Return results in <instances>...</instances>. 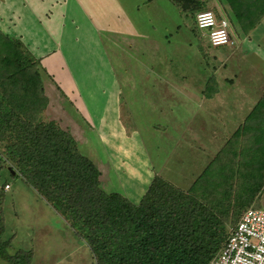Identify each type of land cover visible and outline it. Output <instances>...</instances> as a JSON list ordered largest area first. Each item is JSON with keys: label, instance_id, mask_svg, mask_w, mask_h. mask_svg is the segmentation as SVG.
Masks as SVG:
<instances>
[{"label": "rangeland", "instance_id": "374dc122", "mask_svg": "<svg viewBox=\"0 0 264 264\" xmlns=\"http://www.w3.org/2000/svg\"><path fill=\"white\" fill-rule=\"evenodd\" d=\"M197 2L216 16L232 14L225 0ZM43 6L40 20L16 7L24 24L21 41L31 53L47 55L38 66L50 98L42 120L72 135L77 150L98 166L104 190L138 203L153 176L169 182L159 165L172 139L180 138L164 132L167 119L194 112L186 99L179 101L185 98L179 85L224 71L227 61L218 64L214 53L229 45H209L191 9L177 0H46ZM6 25L1 22L0 31L18 38L15 25ZM235 25L242 37L254 31L244 35ZM169 83L179 84L172 90L175 100ZM6 165L0 154L4 249L29 256L31 264H95L64 217ZM177 185L184 189L181 181ZM0 264L10 263L0 257Z\"/></svg>", "mask_w": 264, "mask_h": 264}, {"label": "trees", "instance_id": "16d2710c", "mask_svg": "<svg viewBox=\"0 0 264 264\" xmlns=\"http://www.w3.org/2000/svg\"><path fill=\"white\" fill-rule=\"evenodd\" d=\"M177 1L191 9L194 18L203 9L197 0ZM225 2L232 11L230 27L238 24L244 35L264 16V0ZM40 63L20 39L0 31V154L6 166L64 217L90 249L95 264L213 261L235 228L227 227L232 206L201 200L198 181L187 191L160 175L153 176L138 203L104 190L98 166L77 150L72 135L42 120L50 98ZM2 232L0 257L10 264H31L29 256L4 249L9 245Z\"/></svg>", "mask_w": 264, "mask_h": 264}, {"label": "crops", "instance_id": "0c3cea01", "mask_svg": "<svg viewBox=\"0 0 264 264\" xmlns=\"http://www.w3.org/2000/svg\"><path fill=\"white\" fill-rule=\"evenodd\" d=\"M45 2L0 0V23L7 24V29L15 25L16 36L23 41L21 15L27 10L40 20ZM17 6L21 8L20 18ZM217 17L226 18L230 24L227 17ZM230 31L228 49L214 53L218 64L227 61L224 71L213 69L199 83L168 84L171 96L172 90L180 86L185 98L179 101L186 99L184 103L194 112L183 116L173 113L167 119L164 132L180 139H172L173 147L159 165L162 175L178 188L182 189L177 185L181 181L183 190L188 191L198 181L196 192L201 200L229 203V216L233 218L227 224L228 230L237 225L245 210H264V21L249 37L237 35L232 27ZM32 54L41 61L47 56L38 49Z\"/></svg>", "mask_w": 264, "mask_h": 264}, {"label": "built area", "instance_id": "2783aa9c", "mask_svg": "<svg viewBox=\"0 0 264 264\" xmlns=\"http://www.w3.org/2000/svg\"><path fill=\"white\" fill-rule=\"evenodd\" d=\"M195 25L213 47L231 43L230 24L212 11H201ZM210 264H264V210L247 209L230 233L226 244Z\"/></svg>", "mask_w": 264, "mask_h": 264}, {"label": "water", "instance_id": "95a60500", "mask_svg": "<svg viewBox=\"0 0 264 264\" xmlns=\"http://www.w3.org/2000/svg\"><path fill=\"white\" fill-rule=\"evenodd\" d=\"M11 172H12V174H13V175H15V174H16V173H15L14 171H12V170H11Z\"/></svg>", "mask_w": 264, "mask_h": 264}, {"label": "clouds", "instance_id": "9594fccd", "mask_svg": "<svg viewBox=\"0 0 264 264\" xmlns=\"http://www.w3.org/2000/svg\"><path fill=\"white\" fill-rule=\"evenodd\" d=\"M6 188H8V186H6Z\"/></svg>", "mask_w": 264, "mask_h": 264}]
</instances>
